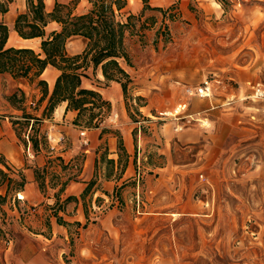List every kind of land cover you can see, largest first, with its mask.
<instances>
[{"label": "rangeland", "instance_id": "obj_1", "mask_svg": "<svg viewBox=\"0 0 264 264\" xmlns=\"http://www.w3.org/2000/svg\"><path fill=\"white\" fill-rule=\"evenodd\" d=\"M129 1L132 8L143 4L137 24L147 20L149 27L127 43L140 77L129 89L128 109L124 97L127 120L176 124L178 131L194 132L193 140L169 144L147 130V147L137 154L140 174L123 179L125 156L110 162L104 135L95 185L82 199L84 187L79 202L60 195L56 209L69 223L66 232L51 233L57 191L47 184L53 201L37 220L23 204L13 215L8 202L0 207V264H264V103L250 88L264 85V0H167L161 9ZM13 2L19 7L21 0ZM47 2L51 10L55 0ZM86 8L81 1L78 12ZM205 79L212 81L216 107L198 113L203 97L186 90ZM136 96L143 99L130 98ZM180 104V113L166 114ZM111 118L119 124L112 108L101 124ZM57 156L53 166L60 170ZM74 159L59 182L81 171L82 156ZM76 203L81 224L73 220Z\"/></svg>", "mask_w": 264, "mask_h": 264}, {"label": "trees", "instance_id": "obj_2", "mask_svg": "<svg viewBox=\"0 0 264 264\" xmlns=\"http://www.w3.org/2000/svg\"><path fill=\"white\" fill-rule=\"evenodd\" d=\"M81 1L61 2L55 0L53 8L48 10L46 0H26V9L16 16L14 29L22 38H42V52H37L29 47L8 46L9 27L4 21H0V72H8L15 79L26 80L30 85L35 84L39 88L40 98L36 103L31 102L33 110L38 111L49 96L47 81L41 78L44 70L49 65L60 70L54 89L40 116L27 110L24 105L27 98L24 90L19 89L8 96L11 104L23 111L20 119L13 120L17 133L20 137L24 133H26V137L29 135L35 150H40L41 147L49 148L48 135L41 129L42 121L51 118L55 108L61 102L68 103L67 109L79 111L74 120V124L79 126L100 127L102 121L108 116L112 108L111 102L105 99L98 90L82 86V80L84 77H88L90 68L95 71L101 67L106 85H110L113 81L120 83L127 109L129 107V89L132 87L134 79L122 65L124 62L133 66L127 47V38L147 29L148 21L145 20L138 26L137 21H140V16L129 11V0H86L87 8L85 11L78 12ZM219 1L224 2L225 0ZM12 2L13 0H0V13H7ZM143 2L144 8L161 9V7H152L149 0H143ZM51 22H57L60 28L48 33L47 25ZM74 36L83 37L86 46L81 53L70 54L66 44L68 39ZM130 98L137 101L143 99L142 96ZM110 131L114 133L104 127L102 133ZM115 134L118 137V162L122 161L125 156L123 166L125 168L127 153L123 135L120 130ZM56 158L60 161V170L53 166V157L49 158L45 168L37 170L36 179L43 192H45L46 184L50 189L57 191L53 206L54 215L59 224L67 226L69 223L59 216L56 209V206L61 205L64 200L60 198V195L68 184L67 180L59 182L62 179L61 171L67 164L61 156ZM109 161L113 164L116 163L114 159H109ZM0 163L6 167L5 169L0 166V186L7 185V193L0 194L1 207L7 202L8 193L13 192L17 196L24 189L26 179L21 172H19L20 178L13 176L12 168L1 156ZM67 179L70 180V177ZM95 183V178L87 182L81 193L82 199ZM20 199L21 197L17 196V201ZM78 199L75 195H68L65 201L79 202ZM86 217L88 218L87 212ZM77 223L81 224V222Z\"/></svg>", "mask_w": 264, "mask_h": 264}, {"label": "crops", "instance_id": "obj_3", "mask_svg": "<svg viewBox=\"0 0 264 264\" xmlns=\"http://www.w3.org/2000/svg\"><path fill=\"white\" fill-rule=\"evenodd\" d=\"M82 1L87 4L86 0ZM165 1L167 0H155L153 5L163 7L165 5ZM24 3L25 0H21L18 7L15 2H12L9 5V11L7 13H0V21H4L9 27L7 45L15 47H29L33 48L37 52H42V38H22L14 29L16 16L26 8V4ZM128 9L132 13L137 14L139 11L143 10V4L136 1L135 7L132 8L129 1ZM149 14L151 15V12L146 11V15ZM183 16L190 17L191 15L186 9H184ZM59 28L60 25L57 22H51L47 25V32L50 33L51 31ZM145 33H147V40L150 41L153 36L152 31L147 30ZM134 36L127 38V43L132 39L135 40L136 36ZM85 46L86 41L81 36L69 38L66 44L67 51L70 54L81 53ZM130 48L133 49L132 46H130ZM122 65L132 75L135 81L134 83L138 84V82H140L138 74L139 70H137L135 66H129L124 62H122ZM59 75L60 70L52 65L47 66L41 75V78L47 81L49 96L54 89L55 82ZM167 85V81H164L161 87L166 89ZM252 85L253 84H250L251 89ZM82 86L98 90L105 99L111 102L113 113L115 112L119 115V124H113L114 122H112L113 120L111 118L109 122L101 124L100 127H83L76 125L74 124V120L77 118L79 111L75 109H67L68 103L64 101L57 105L51 118L44 119L42 121L41 129L48 135L49 148L45 149L44 147H41L40 150H35L29 135L28 137H26V133H24L22 137L18 135L16 125L13 124V120L20 119L23 111L12 105L8 100V96L19 89L24 90L27 96L24 105L28 111L36 113L38 116L41 115L43 108L46 106L49 96L42 103L41 108L38 111H35L31 107V102L34 101L36 103L40 98L41 92L39 88H37L35 84L30 85L26 80L15 79L8 72H0V156L5 160L6 164L12 168L11 174L13 176L20 178L19 172H21L26 179L24 189L18 193L19 195L17 194V196L21 197V200L17 201V198L12 192L8 193V204L6 206V210L12 213V215L16 213L19 214L18 206L23 204L27 209L31 208L30 218L37 220L40 217L37 216V213L42 211L43 206L48 203H52L53 199L46 195V192H43L40 189L39 182L36 179V173L37 170L45 168L49 158L54 157V153L61 156L66 164L69 162L73 163V160H75L74 158L78 155L82 156V169L77 176L69 180L65 189L67 196H79L84 187L87 185V182L93 177L94 164H96L97 159L99 160L97 149L104 135L108 137L105 138L107 139V158L114 159L117 163L119 159L118 140L111 131L102 133L104 127L109 128L112 131L114 129H119L123 135V141L127 153V164L124 168L123 179L126 177L135 179L134 176H139L140 174L139 166H137L140 158L137 157V154L141 157L142 151L147 147V136L145 135L147 130L152 134L159 133L164 142H168L169 144H171V141L174 139L180 140L182 143H188L193 140L192 135L194 132L188 129L178 131L175 126L176 124H158L154 120L134 123L129 122L127 120V109L125 106L124 93L121 84L113 81L110 85H106L101 67H98L95 71L93 68H90L88 70V77H84L82 80ZM140 87L141 86L138 88ZM149 92L155 93L156 90L154 88H150ZM216 101L217 98L212 97L198 98V113L209 112L211 109L216 107ZM141 108L144 109V107ZM80 128H82V130H80ZM142 128H144V132L142 131ZM135 130H139V135L134 136ZM81 131H85L84 136L81 135ZM205 132L206 130H202L201 134L206 136ZM165 143L163 144L164 153L167 152ZM0 166L6 169L4 164L0 163ZM105 184L106 186H110L112 182L106 180ZM6 193L7 185L0 186V194L5 195ZM76 204L78 205V214L75 218H73V220L75 219L82 222L83 212L80 210L81 203ZM49 218L51 233L57 234L67 231L66 226L59 224L56 217L51 216Z\"/></svg>", "mask_w": 264, "mask_h": 264}, {"label": "built area", "instance_id": "obj_4", "mask_svg": "<svg viewBox=\"0 0 264 264\" xmlns=\"http://www.w3.org/2000/svg\"><path fill=\"white\" fill-rule=\"evenodd\" d=\"M252 96L264 103V85L261 83L253 84L252 86ZM187 93L189 95H197L200 97H211L213 95V84L210 79H205L199 86L187 88ZM183 104H180L174 112L169 114H178L182 110ZM167 114V112H166ZM81 135H85V131H81Z\"/></svg>", "mask_w": 264, "mask_h": 264}, {"label": "bare ground", "instance_id": "obj_5", "mask_svg": "<svg viewBox=\"0 0 264 264\" xmlns=\"http://www.w3.org/2000/svg\"><path fill=\"white\" fill-rule=\"evenodd\" d=\"M48 1V0H47ZM51 1V0H50ZM167 114H169L168 112H167Z\"/></svg>", "mask_w": 264, "mask_h": 264}]
</instances>
